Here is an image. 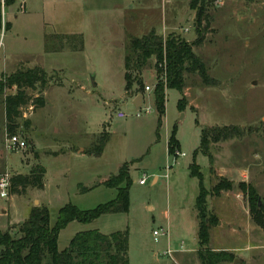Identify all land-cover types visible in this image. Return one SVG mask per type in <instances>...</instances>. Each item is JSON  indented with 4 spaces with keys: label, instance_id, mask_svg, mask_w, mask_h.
<instances>
[{
    "label": "rangeland",
    "instance_id": "1",
    "mask_svg": "<svg viewBox=\"0 0 264 264\" xmlns=\"http://www.w3.org/2000/svg\"><path fill=\"white\" fill-rule=\"evenodd\" d=\"M3 2L0 0V76L37 64L48 71L44 92L65 87L50 89L46 107L17 119L12 132L6 130L0 97V180L27 174L36 164L46 170L42 191L29 188L22 196L0 197V232L10 229L16 234L17 225L33 207L46 206L53 226L58 210L68 203L90 210L113 200L115 189L98 185L83 193L80 187L96 186L117 175L126 163L132 181L128 212L105 214L88 224L69 223L58 235V251L66 249L80 232L97 230L109 235L126 231L128 264H199L197 227L193 226L198 180L189 172L195 161L203 187L211 193L206 197V213L218 220L211 228L210 249L225 248L237 260L223 264H264V232L251 221L248 195L238 187L239 183L249 184L264 197V0H209L207 20L202 22L203 41L193 47L209 82L203 84L197 75L184 74L181 92L165 90L160 124L153 95L159 81L165 84L164 71L159 77L151 59L142 72V88L134 84L133 91L125 94L123 56L131 38L152 29L163 39L173 34L194 42L197 12L191 9L190 0H88L84 12L64 4L57 10L43 9L40 0L25 1V11L23 0L9 5ZM59 24L61 31L69 25L73 30L82 25L86 56V52L78 56L46 53L44 36L56 33ZM52 42L47 44L56 47ZM164 66L165 61L157 63L158 69ZM146 86L150 88L147 93ZM16 90L4 89V94ZM42 92L37 88L28 90V95L34 100ZM141 95V109L149 107L151 112L136 117L140 107L132 99ZM179 100L183 101L182 111L177 107ZM120 112L125 114L122 119L116 117ZM25 120H30L28 128ZM228 125L242 127L245 135L210 146V173L208 159L197 151L200 128ZM173 131L179 143L176 151L184 157L173 156L176 151L168 155L166 143ZM9 134L24 140L25 149L7 150ZM105 135L109 139L102 153L94 156L99 137ZM68 144L75 153L80 146L85 155L54 159L46 154ZM167 166H171L169 180L163 177ZM143 175L145 184L139 185ZM155 175L158 181L153 184ZM254 176L258 187L250 182ZM219 178L233 185L221 192L225 204H219L220 197L211 192ZM183 221L185 229L180 227ZM153 231L164 234L155 240ZM181 242L184 252H175L172 259L164 255L168 248L177 250Z\"/></svg>",
    "mask_w": 264,
    "mask_h": 264
},
{
    "label": "trees",
    "instance_id": "2",
    "mask_svg": "<svg viewBox=\"0 0 264 264\" xmlns=\"http://www.w3.org/2000/svg\"><path fill=\"white\" fill-rule=\"evenodd\" d=\"M14 0H4L3 5H9ZM209 0H190V7L196 10L194 23L197 39L188 43L185 40L175 37L173 34L163 39L155 30L149 31L141 37H134L129 40L125 50L124 80L125 91L132 88V84L142 88V72L149 65L151 59L155 61V69L160 74L164 71L165 84L159 81L154 91V107L158 114V123L164 114L165 90H176L181 92L184 87V74L197 75L201 81L208 83L206 67L199 56L193 52V47L203 41L202 22L207 20L206 8ZM1 27V21H0ZM53 39L56 47L47 44L48 39ZM46 53H54L67 48L72 51L82 49L83 40L77 35H53L46 37ZM165 61L164 69H158L157 63ZM46 86V75L43 69L34 67L32 69H18L15 72L0 76V97H3L6 130L12 132L17 127V119L21 117L20 109L24 108L31 98L28 90L42 92ZM17 87L14 94H4V89ZM35 108L44 106L42 96L34 98ZM180 111L184 109L183 101L177 102ZM24 126L29 127L30 121L25 120ZM245 130L242 127L228 125L215 128H200V143L198 150L208 159L210 173L212 169V155L210 146L229 140H240L244 137ZM108 136H100L99 144L94 156H99ZM179 149V143L174 136V131L167 142V151L172 155ZM36 157V156H35ZM45 168L36 164L30 168L27 174H15L9 178L8 194L22 196L29 188L42 190L44 188ZM191 177L198 180V195L195 199L194 209L197 219V259L199 264H223L233 262L234 257L224 250H212L209 247L211 240V228L218 224L215 215L206 213V197L211 194L203 187L202 174L199 167L193 161L189 165ZM132 184L126 163L123 164L117 175L99 182L91 188L80 187L86 193L98 185L115 189L116 197L104 204L97 205L90 210H79L68 203L58 210L56 222L50 226L49 212L46 206L41 205L30 209L29 216L22 223L17 225V232L13 234L10 229L0 232V264H128L127 232H115L109 235L100 233L97 230H89L77 233L70 240L69 245L63 251H58L57 238L61 230L69 223L78 222L88 224L105 214L127 213L129 208V189ZM231 182L219 178L211 192L219 196L222 191L231 190ZM238 187L248 195L250 219L253 224L264 232V197L260 198L251 185L239 183Z\"/></svg>",
    "mask_w": 264,
    "mask_h": 264
},
{
    "label": "crops",
    "instance_id": "3",
    "mask_svg": "<svg viewBox=\"0 0 264 264\" xmlns=\"http://www.w3.org/2000/svg\"><path fill=\"white\" fill-rule=\"evenodd\" d=\"M25 1H27V0H23V3H24V6H23V9H24V11L26 10V2ZM40 7L41 8H48L49 10H57L58 8H59V6H61V5H63L64 4V6L65 7H68V9H72V8H75L76 10H79V12H84L87 8H88V0H40ZM56 24H57V22H56ZM55 24V25H56ZM54 25V26H55ZM82 25L81 24H78V25H76V30H73V25H69V26H67V27H65L66 29L64 30V31H61L60 30V27H61V25L59 24L58 25V27H59V29H57L58 31H56V33H54V34H47V35H45L44 36V38H46V37H50V36H53V35H77V36H81L82 37V40H83V47H82V49H80V50H77V51H72V50H70V49H67V48H64L63 49V51H58V52H63V54H69L70 56H78V55H80V54H82V53H85L86 52V54H85V56L87 55V53H88V51H87V46H86V44H85V42H86V39H85V35H84V33H83V31H82V27H81ZM152 30H154V29H152ZM151 31V30H150ZM156 31V30H155ZM158 35H160L161 33H159V31L158 32H156ZM120 34V33H119ZM52 39V38H51ZM125 39H126V37H124V42H125ZM49 41H50V39H49ZM52 41H54L53 39H52ZM66 49V51H64ZM58 52H54V53H58ZM124 57V56H123ZM34 67H39V68H41V69H43L40 65H34V66H32V68H34ZM32 68H29V69H32ZM123 68H124V63H123ZM43 71H44V69H43ZM45 72V71H44ZM48 72V71H47ZM47 72H45V74L47 73ZM124 73H125V70H124V72H123V78H124ZM124 83H125V80H124ZM126 84V83H125ZM135 83H133L132 84V86L134 85ZM65 86H57V87H52V88H50V89H53V88H57V89H60V88H64ZM13 88V87H12ZM50 89L47 91V92H42V97L44 98V106L42 107V109H44L45 107H46V105H47V94H48V92L50 91ZM124 90H125V85H124ZM46 91V90H45ZM131 91H133V88L132 89H130L128 92H131ZM128 92H126L125 91V94L126 93H128ZM147 93V92H146ZM14 94V93H13ZM145 98V97H144ZM133 100V103L135 104V106L136 107H140V106H142L143 104H144V100H143V96L141 95V96H138V97H135L134 99H132ZM39 110H41V108H39V109H35L34 111H39ZM30 121V120H29ZM30 125H31V123H30ZM91 135H95V134H91ZM87 136V135H86ZM178 141V140H177ZM166 147H167V143H166ZM180 151V150H179ZM47 153L46 154H48V157H51V158H54V159H70V158H73V157H79V156H81V155H85L84 153H81L82 152V148L79 146V148H78V152L77 153H75V152H73L72 151V146L70 145V144H68L67 146H65V147H62V148H60L59 150H57V151H46ZM168 152V151H167ZM88 155V154H87ZM169 155V154H168ZM256 156H258L259 157V155L258 154H255ZM90 156V155H89ZM37 158V157H36ZM258 161V160H257ZM46 171V170H45ZM169 173V172H168ZM234 174V173H233ZM45 175H46V172H45ZM45 175H44V180H45ZM234 175H236V174H234ZM169 174H167V177L165 178V179H167V180H169ZM243 177H244V179H246V174H243ZM157 181H158V176L157 175H155L154 177H153V180H152V182H153V184H155V183H157ZM255 181H257V177L256 176H254L253 177V179L250 181V182H253L254 184H255V186L256 187H258V185H257V183L255 182ZM144 185V184H143ZM44 189V188H43ZM42 189V190H43ZM33 190H36V189H33ZM42 190H37V191H42ZM91 191V190H90ZM13 197V196H12ZM216 197H220V203L219 204H225L226 202H223L222 201V199H223V196H222V194L220 193V195L219 196H216ZM5 211V210H4ZM4 211H2V213L4 212ZM6 215V214H5ZM8 217V213H7V215H6V218ZM13 225L14 223H9L8 225ZM15 224H18V223H15ZM222 224V222H220V225ZM193 226L194 227H197V219H196V215H195V213H193ZM180 227L182 228V229H185L186 228V225H185V223H184V221L182 222V223H180ZM219 249V248H218ZM217 249V250H218ZM221 250H224L225 251V248H220Z\"/></svg>",
    "mask_w": 264,
    "mask_h": 264
},
{
    "label": "built area",
    "instance_id": "4",
    "mask_svg": "<svg viewBox=\"0 0 264 264\" xmlns=\"http://www.w3.org/2000/svg\"><path fill=\"white\" fill-rule=\"evenodd\" d=\"M145 91L146 92H149L150 91V88L148 86H146L145 88ZM35 110V104H34V101L33 99H31L29 101V103L24 107V108H21L20 109V112H21V117L26 119L28 116L32 115L33 112ZM151 112V109L149 107H145L143 109L138 108L136 110V114L135 116L136 117H141L142 115H149ZM117 118L119 119H122L125 117V114H123L122 112L120 113H117L116 115ZM6 147H7V150L11 151V150H24L25 149V141L22 140L18 135H15V134H9V136H7V141H6ZM175 157H184L185 154L184 153H181L180 151H176L174 153ZM171 166H167L166 169H165V175L163 177H167V174L169 172V168ZM9 178L10 177H5V178H2L0 180V197L1 198H6L8 196V190H9ZM145 180H146V176L143 175V177L139 180V185H143L145 184ZM164 232L162 233H159L157 231H153V236L155 237V240H156V237L159 236V235H163ZM184 245L183 243L181 242L179 244V247L177 250H171L170 248H168L165 252H164V255L168 256L169 258L172 259V255L175 253V252H184Z\"/></svg>",
    "mask_w": 264,
    "mask_h": 264
},
{
    "label": "water",
    "instance_id": "5",
    "mask_svg": "<svg viewBox=\"0 0 264 264\" xmlns=\"http://www.w3.org/2000/svg\"><path fill=\"white\" fill-rule=\"evenodd\" d=\"M93 86H95V84L93 83ZM237 262V260H234V263H236Z\"/></svg>",
    "mask_w": 264,
    "mask_h": 264
}]
</instances>
